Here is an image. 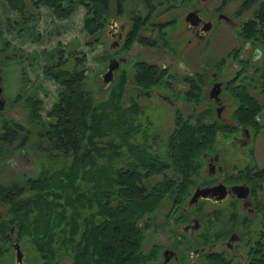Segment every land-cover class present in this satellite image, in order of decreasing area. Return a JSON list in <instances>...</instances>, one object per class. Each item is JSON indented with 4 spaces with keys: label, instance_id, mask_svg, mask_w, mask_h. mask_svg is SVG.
<instances>
[{
    "label": "rangeland",
    "instance_id": "obj_1",
    "mask_svg": "<svg viewBox=\"0 0 264 264\" xmlns=\"http://www.w3.org/2000/svg\"><path fill=\"white\" fill-rule=\"evenodd\" d=\"M37 1H27L24 9L17 11L6 0H0V86L7 101L6 107L0 112V135L17 124L24 127L21 137L8 146L9 151L4 152L6 154L0 155L1 185L18 183L24 178L35 177L42 170L53 171L71 163V158L51 155L44 150L45 144L39 141L38 133L41 123L49 120L47 114L63 90L61 83L56 80L57 73L74 70L82 71L83 86L91 91L98 103L108 100L122 86L124 108L131 107L134 102L139 104L141 113L138 114V121L150 125L152 136L148 142L162 157L167 153L168 138L176 127L179 114L187 119L213 110L214 118L211 119L239 127L231 132L218 131L214 145L203 154H219L221 165L230 174H237L245 165L264 168V90L259 87V75L255 70L264 63L263 46L244 39L239 35V30L231 26L221 28L216 34L211 33L204 40L193 38L190 41L191 33L179 25V29L176 30V26L168 35L174 52L165 51V39H160L159 23L166 21L171 13L166 12V4L161 3L164 0H150L152 6L148 3L149 8L145 4L146 0H122V6H119L121 0H111L108 9L102 10L98 28L94 32L86 27L87 10L80 0L64 1L65 8L70 7L72 1L75 2L74 11L68 18L59 17L52 8ZM191 1L201 9L203 16L209 18L214 6L223 0ZM244 1L227 0L226 13L234 17ZM184 5L185 0H182L179 14H185L190 7L189 4ZM254 10L256 6L248 8L240 20L251 18ZM147 13H151V16L146 21L139 18L147 16ZM113 17H116L120 27H124L125 37L130 29L136 27L146 40L140 39L136 33L135 39L129 44L127 42L128 45L123 43L121 47H112L114 39L108 35L107 23ZM123 55L128 56V61L117 71L116 80L105 88L102 73L106 71L111 58ZM254 56L261 57L254 60ZM243 58L250 61H244L249 64L246 69L245 63L241 61ZM143 61L166 66L169 70L160 82L150 87L142 86L136 77ZM196 71L199 76L203 75V80L200 81V88L196 89L198 97L192 99L189 94L191 88L182 79ZM215 72L223 83L220 95L223 109L220 115L217 113L219 104L209 97L215 84ZM235 78L234 85L247 87L251 96L261 105L256 116L259 129L242 127L235 119L238 101L230 89L234 86L229 84ZM242 128L249 129L253 134L247 147H242L245 138ZM137 140L142 141L141 136ZM200 172L193 177L194 182L181 204L174 208L175 202L167 198L162 208L150 218L143 247L146 254L154 241L163 238L161 228L157 231L149 229L152 224L183 223L189 217L202 218L210 214L212 206L204 202L191 210L189 217H180L182 205L207 174L204 160ZM162 179L163 175H158L150 183ZM219 179H222L221 175ZM4 210L5 217H9L8 207ZM16 237L17 232L12 250L6 257L7 264H19L16 262L15 246L19 243ZM20 245L24 263L38 264V255L33 249L22 243ZM184 248L188 246L183 245L181 253ZM56 264H73V258L62 255Z\"/></svg>",
    "mask_w": 264,
    "mask_h": 264
},
{
    "label": "trees",
    "instance_id": "obj_2",
    "mask_svg": "<svg viewBox=\"0 0 264 264\" xmlns=\"http://www.w3.org/2000/svg\"><path fill=\"white\" fill-rule=\"evenodd\" d=\"M6 1L21 11L32 0ZM64 1L37 2L68 18L75 2L65 8ZM109 1L80 0L87 10L90 32L98 28ZM252 5L256 15L240 35L264 47V0H250ZM244 65L245 69L249 66ZM255 70L264 90V63ZM164 76L158 67L141 63L136 80L150 87ZM56 77L63 90L47 114L49 120L41 123L38 137L49 154L71 158V163L53 171L42 170L18 183L0 184V264H7L16 232V240L38 255V264H56L66 254L73 264H145L149 255L143 247L150 218L167 198L181 204L193 177L201 171L203 152L214 145L218 131L231 132L239 126L211 119L213 110L187 119L179 114L162 157L148 142L150 125L138 121L139 104L124 108L122 86L98 103L84 88L82 71H59ZM202 80L201 74L190 89L192 99L198 97L196 89ZM235 80L229 81L238 101L235 119L242 127L259 129L256 116L261 105L247 87L234 85ZM16 126L24 130L17 124L0 135L1 156L19 138ZM158 175L163 179L150 183Z\"/></svg>",
    "mask_w": 264,
    "mask_h": 264
},
{
    "label": "flooded vegetation",
    "instance_id": "obj_3",
    "mask_svg": "<svg viewBox=\"0 0 264 264\" xmlns=\"http://www.w3.org/2000/svg\"><path fill=\"white\" fill-rule=\"evenodd\" d=\"M178 1H161V3L166 4V12L171 13L166 21L159 23L160 39H165V51L174 52L172 45L169 44L170 36L168 37V35H170V31L176 26V30L184 26L187 32L191 33L192 38H190V41L193 38L204 40L211 33L216 34L225 26L236 28L239 30L240 35L243 26L256 15H254V10L251 18L240 20L248 8L250 9L252 6H255H249L250 0L243 2V5L240 6L237 12L238 14L234 17L226 13L225 8L228 2L227 0H223L214 6L215 9L209 18L203 16L201 9L196 5L194 6L191 0H185L184 6L189 4L190 7L185 14H179L182 8V0L179 3ZM197 1L206 2L207 0ZM110 2L111 0L108 2V6ZM148 3L151 5L150 0H146L145 4L147 5ZM122 4L123 1L121 0L119 6H122ZM149 4L147 8L150 7ZM150 16L151 13H147V16L139 18L146 21ZM107 28H109L108 35L114 39L112 43V47L114 48L121 47L123 43L127 44L128 42L129 44L135 39L136 33L139 34L138 28L133 27L125 37L124 27L119 26L116 17L108 21ZM140 39L146 40V37L140 35ZM255 56L253 57L254 60L261 57L256 58ZM116 59H123L122 65L128 61V56L123 55ZM241 61L242 63L244 61L250 62L244 58ZM143 63L158 67L165 75L167 74V70H169L166 66L161 67L156 63H149L147 61H143ZM119 70L120 68L117 71ZM117 71L115 72V80ZM198 76L196 71L195 74L188 73L182 80L187 87L192 88L193 84L198 83ZM1 78L0 75V82ZM213 78L215 84L221 82L216 72L213 74ZM169 83H172V81H169ZM0 96L6 101L3 97V89ZM216 102L219 104L217 113L220 115L223 109L222 98ZM242 130L245 135L242 147H247L253 134L247 128H242ZM22 131L18 127L19 138ZM203 160L205 161L207 174L202 177L201 182L196 185L189 198L182 205L180 217H189L191 210L198 208L204 202L212 206L210 214L203 215V219L200 217H189L183 223L152 224L149 229L157 231L161 228L162 239L164 237L166 239H159L151 244L148 251L149 258L145 264H264V168L245 165L237 174H230L221 165L219 154L213 155L205 152ZM219 175L222 177L221 180L219 179ZM205 187L213 189L207 197L200 196L197 202L190 205V200L196 189ZM178 204L175 202L173 204L175 205L174 208ZM183 245H187L188 248H184V251L181 253Z\"/></svg>",
    "mask_w": 264,
    "mask_h": 264
},
{
    "label": "water",
    "instance_id": "obj_4",
    "mask_svg": "<svg viewBox=\"0 0 264 264\" xmlns=\"http://www.w3.org/2000/svg\"><path fill=\"white\" fill-rule=\"evenodd\" d=\"M125 60V59H124ZM123 61V59H116L113 58L110 60L108 68L106 70L105 73L102 74V78L104 79V87L107 88L109 85H111L114 81H115V72L120 68L121 62ZM222 83L221 82H217L213 88L211 89L210 93H209V97L212 100L215 101H220L221 100V93H222ZM0 95H2V88L0 87ZM6 106V101H4L1 96H0V111L2 109H4V107ZM241 187V186H240ZM213 188L210 187H205V188H198L196 189L192 199L190 200V205L197 202L198 198L200 196L203 197H207L209 192L212 190ZM16 262L19 264H25L24 263V253L21 249V245L20 243L16 244Z\"/></svg>",
    "mask_w": 264,
    "mask_h": 264
}]
</instances>
